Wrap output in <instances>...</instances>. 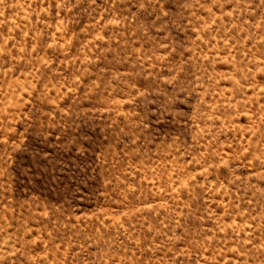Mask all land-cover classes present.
Wrapping results in <instances>:
<instances>
[{
    "label": "rangeland",
    "instance_id": "obj_1",
    "mask_svg": "<svg viewBox=\"0 0 264 264\" xmlns=\"http://www.w3.org/2000/svg\"><path fill=\"white\" fill-rule=\"evenodd\" d=\"M0 264H264V0H0Z\"/></svg>",
    "mask_w": 264,
    "mask_h": 264
}]
</instances>
